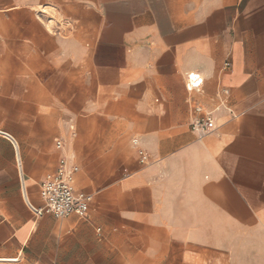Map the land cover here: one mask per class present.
<instances>
[{
    "label": "crops",
    "instance_id": "1",
    "mask_svg": "<svg viewBox=\"0 0 264 264\" xmlns=\"http://www.w3.org/2000/svg\"><path fill=\"white\" fill-rule=\"evenodd\" d=\"M61 157L86 217L40 211ZM24 261L264 264V0H0V264Z\"/></svg>",
    "mask_w": 264,
    "mask_h": 264
},
{
    "label": "built area",
    "instance_id": "2",
    "mask_svg": "<svg viewBox=\"0 0 264 264\" xmlns=\"http://www.w3.org/2000/svg\"><path fill=\"white\" fill-rule=\"evenodd\" d=\"M227 66L230 63H226ZM204 76L200 72H190L187 74L186 87L188 91L202 92ZM228 90H222L217 94L219 102L224 101ZM191 127L204 136L214 129L213 109L195 102L191 99ZM133 144L137 148L140 161L148 163L150 161L148 153L139 145L138 138L133 139ZM58 148L63 147V142L57 140ZM74 170L66 168V159H59L57 170L46 175L40 182V194L43 200L41 212L51 213L57 217H65L77 214L86 217L91 208L94 196L90 193L80 191L75 186Z\"/></svg>",
    "mask_w": 264,
    "mask_h": 264
},
{
    "label": "rangeland",
    "instance_id": "3",
    "mask_svg": "<svg viewBox=\"0 0 264 264\" xmlns=\"http://www.w3.org/2000/svg\"><path fill=\"white\" fill-rule=\"evenodd\" d=\"M22 264H31V263H29V262H27V261H26V262L24 261V263H22Z\"/></svg>",
    "mask_w": 264,
    "mask_h": 264
}]
</instances>
